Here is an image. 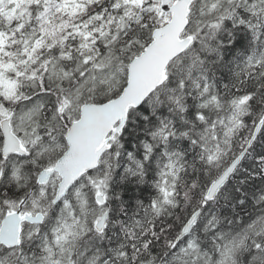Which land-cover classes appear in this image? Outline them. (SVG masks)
<instances>
[{
  "label": "snow or ice",
  "instance_id": "snow-or-ice-1",
  "mask_svg": "<svg viewBox=\"0 0 264 264\" xmlns=\"http://www.w3.org/2000/svg\"><path fill=\"white\" fill-rule=\"evenodd\" d=\"M0 264H264V0H0Z\"/></svg>",
  "mask_w": 264,
  "mask_h": 264
}]
</instances>
